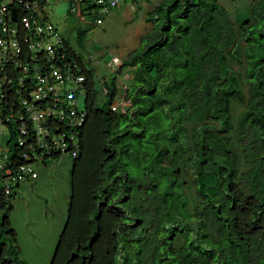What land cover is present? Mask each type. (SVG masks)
I'll use <instances>...</instances> for the list:
<instances>
[{"label":"trees","instance_id":"obj_1","mask_svg":"<svg viewBox=\"0 0 264 264\" xmlns=\"http://www.w3.org/2000/svg\"><path fill=\"white\" fill-rule=\"evenodd\" d=\"M97 7L83 0L80 11L104 19ZM250 10L240 20L217 0L160 2L102 87L87 30L78 31V47L61 33L52 61L85 77L81 124L49 119L54 134L76 131L66 152L40 148L23 106L35 70L49 69L42 55L47 66L0 64L5 166L73 157L50 264H264V0ZM128 70L129 101L115 107ZM22 183L0 186V264H25L9 216Z\"/></svg>","mask_w":264,"mask_h":264},{"label":"rangeland","instance_id":"obj_2","mask_svg":"<svg viewBox=\"0 0 264 264\" xmlns=\"http://www.w3.org/2000/svg\"><path fill=\"white\" fill-rule=\"evenodd\" d=\"M162 1L174 0H138L135 9L131 8L128 0H124L104 14L103 23H96L89 17L78 18L72 11L70 0H49L47 10L50 20L75 47H78V31L87 30L85 51L92 53L88 54V57L93 59L102 87L103 80L115 70L120 60L139 46L140 36L152 26L146 19L148 13ZM217 1L230 11L234 19L241 20L249 15L252 5L260 0ZM131 70L120 77L121 93L116 107H126L122 101L124 90L132 77ZM84 100L85 93L81 92L80 107L83 106ZM7 135L5 126L0 135V148H5ZM34 166L39 172V178L23 181L9 216L18 234L19 256L27 259L28 264H50L57 245L56 233L62 229L67 218L73 157L63 154L57 159L48 158L45 164L36 162ZM2 183L0 176V186ZM2 215L3 212L0 211V219ZM3 241L9 243L6 236Z\"/></svg>","mask_w":264,"mask_h":264},{"label":"built area","instance_id":"obj_3","mask_svg":"<svg viewBox=\"0 0 264 264\" xmlns=\"http://www.w3.org/2000/svg\"><path fill=\"white\" fill-rule=\"evenodd\" d=\"M70 1L72 11L80 18H84L80 11L83 0ZM123 1L94 0L98 6L96 13L103 15ZM129 3L131 8H136L135 0H129ZM48 5L49 0H0V64L14 62L24 70L34 68L35 65L49 66L47 71L41 67L35 70L37 82L30 94L24 97L23 106L36 129V143L40 148L46 150L56 148L66 152L69 145L67 136L71 140H75L76 131L68 134L64 132L54 134L49 119L58 118L72 127L81 124L85 117V111L80 107L77 95H80V91H82V81L85 77L74 74L70 70L62 71L52 61L58 47L62 46L63 36L58 27L50 20ZM19 6L25 10L24 14L17 9ZM103 21L102 17L96 18V23H103ZM41 55L47 65L42 64ZM48 97L52 98V102L48 101L47 105L42 101L47 100ZM128 101L123 98V105ZM5 126V118L0 108V135ZM23 130L26 132L25 127ZM21 142L24 143V140ZM77 147L78 144L71 150L73 156L77 155ZM26 156L32 158L35 154H26ZM7 158L6 148L1 147L0 168L7 175L3 178L7 192H9L13 181H26L38 177V170L34 164L24 163L18 170L13 171L5 166Z\"/></svg>","mask_w":264,"mask_h":264},{"label":"crops","instance_id":"obj_4","mask_svg":"<svg viewBox=\"0 0 264 264\" xmlns=\"http://www.w3.org/2000/svg\"><path fill=\"white\" fill-rule=\"evenodd\" d=\"M128 1H129V0H128ZM42 163L45 164L46 162H42ZM37 178H39V172H38V177H37ZM37 178H32V179H37ZM20 187H21V186H20ZM62 228H63V227H62ZM60 230H62V229L60 228ZM60 230L57 231V233H56V234H57V239H58L59 233L61 232ZM20 259H21L25 264H28L27 259H25V258H23V257H21V256H20Z\"/></svg>","mask_w":264,"mask_h":264}]
</instances>
